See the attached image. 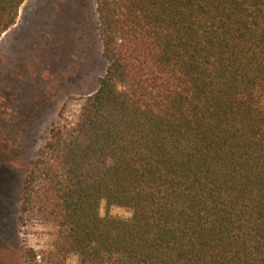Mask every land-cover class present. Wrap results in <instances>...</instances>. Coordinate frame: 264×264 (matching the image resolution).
Instances as JSON below:
<instances>
[{
    "label": "trees",
    "instance_id": "trees-1",
    "mask_svg": "<svg viewBox=\"0 0 264 264\" xmlns=\"http://www.w3.org/2000/svg\"><path fill=\"white\" fill-rule=\"evenodd\" d=\"M94 2L104 72L27 162L17 223L55 231L25 264H264V0Z\"/></svg>",
    "mask_w": 264,
    "mask_h": 264
},
{
    "label": "rangeland",
    "instance_id": "rangeland-1",
    "mask_svg": "<svg viewBox=\"0 0 264 264\" xmlns=\"http://www.w3.org/2000/svg\"><path fill=\"white\" fill-rule=\"evenodd\" d=\"M97 21L94 0H25L0 37V264H25V249L53 242L50 223H17L23 176L50 127L74 122L97 88L105 67ZM99 214L128 219L131 211L102 201Z\"/></svg>",
    "mask_w": 264,
    "mask_h": 264
}]
</instances>
